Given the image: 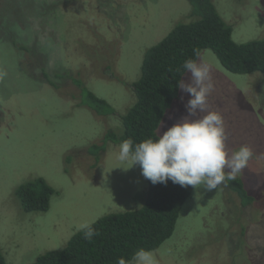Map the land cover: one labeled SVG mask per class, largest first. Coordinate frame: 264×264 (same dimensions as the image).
<instances>
[{
  "label": "rangeland",
  "instance_id": "374dc122",
  "mask_svg": "<svg viewBox=\"0 0 264 264\" xmlns=\"http://www.w3.org/2000/svg\"><path fill=\"white\" fill-rule=\"evenodd\" d=\"M213 1L236 42L264 38V0ZM190 12L188 0H0V245L7 264H30L66 247L78 225L143 206L141 166L120 167L121 143L116 150L106 139L135 102L146 52L193 20ZM196 62L211 69L208 107L224 117L229 153L241 145L253 150L236 178L247 205L231 190L233 180L212 191L193 187L173 234L151 251L157 264H264V74L232 72L211 49ZM183 80L191 81L190 71ZM89 92L114 114L99 112ZM190 98L181 90L160 134L187 116ZM37 177L57 192L47 211L26 212L17 190Z\"/></svg>",
  "mask_w": 264,
  "mask_h": 264
},
{
  "label": "trees",
  "instance_id": "16d2710c",
  "mask_svg": "<svg viewBox=\"0 0 264 264\" xmlns=\"http://www.w3.org/2000/svg\"><path fill=\"white\" fill-rule=\"evenodd\" d=\"M188 1L194 19L181 22L146 52L142 75L133 85L135 102L119 115L121 125L117 131L111 130L108 137L113 142L130 139L135 145L149 138L158 139L165 114L180 95L177 84L184 79V62L194 60L204 48L213 50L232 72L259 70L264 74V38L238 43L232 37L233 25L221 16L213 0ZM94 95L87 94L100 107L99 112L107 108V112L114 114L105 99ZM148 182L147 198L141 208L100 217L92 224L98 234L91 241L85 240L83 232L79 231L66 247L49 250L30 264H117L121 258L130 261L140 248H159L173 234L181 207L193 187H182L171 180L166 184ZM230 188L240 192L242 204L247 205V189L242 180H233ZM55 193L56 189L44 177L31 179L17 190L26 212L47 211ZM247 263H251L250 258ZM0 264H7L1 245Z\"/></svg>",
  "mask_w": 264,
  "mask_h": 264
},
{
  "label": "clouds",
  "instance_id": "9594fccd",
  "mask_svg": "<svg viewBox=\"0 0 264 264\" xmlns=\"http://www.w3.org/2000/svg\"><path fill=\"white\" fill-rule=\"evenodd\" d=\"M201 51L194 60L188 59L183 64L184 76L190 71L191 81L181 79L177 84L191 97L185 104L187 116L159 134L158 139L149 138L135 145L130 139L120 142L106 139L116 150L121 143L116 157L121 162L120 167L127 170L138 163L142 175L153 184H166L171 180L182 187L203 186L208 191L216 190L225 181L235 180L247 167L254 156L253 150L248 145H241L229 153L224 117L218 111L209 110L208 96L215 89V82L209 65L196 62ZM111 130L117 131V127ZM125 164L130 166L124 167ZM77 231H82L88 241L98 234L91 223L78 225ZM117 264H157V259L151 250L140 248L130 261L121 258Z\"/></svg>",
  "mask_w": 264,
  "mask_h": 264
}]
</instances>
